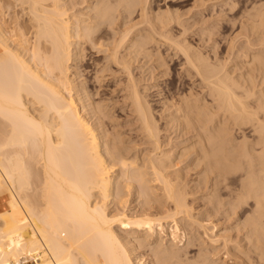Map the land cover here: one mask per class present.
Listing matches in <instances>:
<instances>
[{
  "label": "bare ground",
  "instance_id": "1",
  "mask_svg": "<svg viewBox=\"0 0 264 264\" xmlns=\"http://www.w3.org/2000/svg\"><path fill=\"white\" fill-rule=\"evenodd\" d=\"M168 1L83 0L72 14L79 2L0 0L13 9L18 31L9 35L0 21V264H264V48L242 46L247 55L230 70L190 39L183 14L162 9ZM215 1L192 7V26H205L201 42L226 19L264 47V2L245 0L236 13L234 0L220 8ZM100 44L107 63L126 74L125 98L159 149L139 162L122 157L123 140L112 132L118 125L108 129L96 101L99 89L76 82L88 47ZM235 46L232 39L228 50ZM165 49L200 81L199 96L193 86L164 104L177 105L165 116L167 128L195 132L178 158L192 154L190 165L202 167L197 187L210 182L197 213L185 170L176 169L172 150L160 151L162 131L135 74L145 62L166 77ZM109 64H95L98 88ZM117 165L126 170L115 177ZM130 195L135 212L123 204ZM111 198L126 207L111 213Z\"/></svg>",
  "mask_w": 264,
  "mask_h": 264
},
{
  "label": "rangeland",
  "instance_id": "2",
  "mask_svg": "<svg viewBox=\"0 0 264 264\" xmlns=\"http://www.w3.org/2000/svg\"><path fill=\"white\" fill-rule=\"evenodd\" d=\"M69 1L77 2V3L79 2V4H77V6H75L74 8V10L75 9L76 10L71 11L72 14L73 12L75 13L77 10H80L82 7L84 8V6L87 5L85 3H81V1L83 0H69ZM234 1L238 3L237 8H236V13L242 11L245 6V0H234ZM253 1L261 2V3L264 2V0H253ZM194 2L195 0H176V1L169 0L168 2H165L166 4L163 2V5L161 6H162V9L165 10L166 5H172V8L174 10H177L179 13H181V15L183 14L182 18H183V21L185 22L184 23L185 27L189 28L188 35L190 39L191 40L193 39L194 43L201 44L203 52L207 53L206 55L210 56L211 60L216 61V62L218 61L222 62V64L228 63V67L230 68V70H234V67L237 66V64L240 61H243V59L247 55V53L244 52L247 49L245 48L243 50L244 47L242 48V46H246V44L248 45V43L251 42L254 45L253 47H251L252 50L249 52H253V51L256 52L258 50L262 51V49L264 48V47H261V44L263 42L262 39L258 40L259 39L258 36L251 35L250 32H248L249 31L248 28H247L248 31H243L244 33L242 32V34L241 33L237 34L239 33L238 32L239 23L233 28L231 24L227 22L226 19H225V22L222 23L219 29V33L215 35L213 38H211L212 42L211 41L208 42V40L205 42L206 39L201 42L200 38L202 37L201 36L202 34L199 28L202 29V27H205V26H202V25L192 26L194 25V18H193L194 14L193 13L196 10L195 8H192L195 5ZM215 2L216 4H218L217 5L218 8H220L223 5V0H216ZM0 8H1L0 9V21L2 22L3 27L9 33V35H14V34L16 35L18 31L16 32L14 30L15 23L12 19L13 9H7V7L5 6H3V8L2 7ZM225 11L227 12L228 8H225ZM7 17H9V19ZM132 19H134L133 21L136 22L138 18L137 19L132 18ZM244 30L246 29L244 28ZM232 39L234 40V44L236 46L234 50L230 49L232 51H229L228 46H229V42ZM214 42L218 44L217 50L215 49L216 53L214 52V49L211 48ZM100 43L103 44L104 42L101 41ZM91 46H89L90 48L88 47L87 61L84 64L86 65L85 66L86 70L84 69V67L83 69H81L83 71L85 70V72H87L88 70L89 72L87 73L84 72L83 73L84 77L78 78L76 82L80 84V81L84 79L86 80L87 82L86 85L88 86L90 90H95L96 88H97L96 90L99 89L98 90L99 95L96 97V101L99 104L103 105V111L109 115V118L106 119L108 129L112 130L113 127H115V125H118L114 130H112V132H114L115 134L117 133L116 135H118V133L119 135H121V140H123L122 141L123 144L120 145L119 149L121 151V154H123L122 157L124 156L125 161H128V162L132 161L133 159H138V162H139L140 159L144 157V155H147V153L148 154L153 153L155 151H158L159 149L157 150V148H154L155 146L150 142V140H148L145 137V133L143 132V130H141L142 128L141 123L137 119L135 112H133V110L129 106V100L125 98L126 92L124 91V88H125L124 85H125V80L127 79L126 74L119 71L118 67L107 63L105 59V57L107 56V52H104L106 47H101V44L100 46H97V45H91ZM234 54L235 56H233ZM238 54L242 55V57L241 56L238 57ZM164 56L168 63L167 64L168 75L166 77H161L160 76L161 74H158L159 71H155L154 73H151L148 65H146L145 62L144 63L141 62V66L144 65L142 68L135 69V74L137 75V77H139L140 84L145 89L146 99L148 100L151 106V110L153 111L154 116L157 119L159 126L161 128V131H162L160 135L161 136L160 141L162 144V148L160 149V151L162 149L163 150L166 149L168 151L172 150L171 152L172 154H174L173 160H176V163H177L176 169L181 168L185 170L186 172V175L184 176L185 180L186 182L189 183L190 188L194 190L193 194L190 195L191 197H189V200L190 201L195 200L194 208H196L195 213H197L202 210L201 206L208 200L206 199V197L207 195H209L210 189L208 187L210 186V182L206 184H200L197 187L195 180L199 176L202 175L203 173L202 167L194 168L190 165L192 158H193L191 156L192 154L185 158H181V159L178 158L179 149L184 144H186L189 138H191V135H193L195 132L182 136V134L178 130V126L176 123L171 124V126H169L170 128L168 127L169 128L168 129L165 124V120H166L165 116L170 113L175 114L177 105L173 108L165 110L164 104L166 100H169V101L173 100L174 102H177L182 96L186 95L187 92H189L190 88H192L193 86L197 88L194 90L195 96H199L200 91H201L200 81L197 78H194L195 80L193 81L187 77L184 71L185 66H183L182 58L178 55L174 56L173 51H168L165 49ZM96 63H100L102 65L104 64L110 65L109 70L103 73L105 78L102 81L101 83L102 87L100 88H98L99 84L92 79L94 75V68H95ZM236 73L240 75L242 74V70H238L236 71ZM259 78L260 77L258 76L257 80H260ZM161 97L164 98V100H162ZM110 123L112 126L110 125ZM237 137L240 138V135H237ZM154 149L156 150L154 151ZM155 153H158V152H155ZM117 166L121 167V165H117ZM119 167L114 168L115 171L117 170L114 174L115 177L119 176L121 172H124L126 170V168L123 169L122 167L121 168L123 170H121V168L118 169ZM125 193L126 194L124 195V197H127V192ZM225 194L226 192L223 191L222 195L225 196ZM124 197H123V204H126L128 206L127 208H130L131 210L135 212L134 207L137 204V201H135L134 197L133 196L131 197V195L128 198H125V201H124ZM6 200L7 199H5L3 203H6ZM117 202L118 200L112 199V202L109 204V209L110 211L112 210L111 213L113 214H115L116 211L118 210L117 209L118 207L116 204L119 205V203ZM120 205L121 207L125 206V205L123 206L121 203ZM210 206L212 205L208 204V207ZM4 207H1L0 210H2ZM219 218H220L219 216L213 217L214 222H218ZM232 223H234V220H230L228 223V226L233 225ZM234 234L235 233L233 232V235ZM191 253L192 255H195L197 253V250H191Z\"/></svg>",
  "mask_w": 264,
  "mask_h": 264
}]
</instances>
